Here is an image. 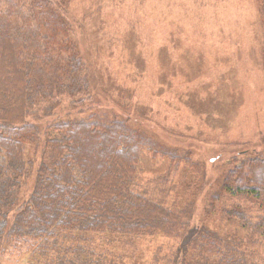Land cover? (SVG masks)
<instances>
[{
  "label": "trees",
  "instance_id": "16d2710c",
  "mask_svg": "<svg viewBox=\"0 0 264 264\" xmlns=\"http://www.w3.org/2000/svg\"><path fill=\"white\" fill-rule=\"evenodd\" d=\"M70 1L0 0V69L8 60L5 71L17 76L20 97L14 102L15 89L6 90L0 71V256L26 243L20 247L39 264H125L123 254L113 263L102 259L97 236L113 242L162 235L182 243V259L173 254L172 264H264L257 259L264 151L233 158L224 175L210 180L192 151L167 146L133 123L130 112L102 107L80 116L91 77L72 36ZM256 3L264 16V0ZM145 154L171 158L172 168L191 174L172 191L176 200L185 190L180 203L137 188ZM199 199L207 222L221 218L217 228L191 226ZM227 224L235 230L223 232Z\"/></svg>",
  "mask_w": 264,
  "mask_h": 264
},
{
  "label": "rangeland",
  "instance_id": "374dc122",
  "mask_svg": "<svg viewBox=\"0 0 264 264\" xmlns=\"http://www.w3.org/2000/svg\"><path fill=\"white\" fill-rule=\"evenodd\" d=\"M66 9L91 77L80 116L102 107L130 112L133 123L167 146L192 151L210 180L224 175L233 158L264 151V16L256 0H71ZM4 65L6 90L15 89L19 101L18 78L6 73L8 60ZM150 156L142 158L137 188L168 205L180 203L185 190L176 200L172 191L191 174L172 168L171 158ZM33 182L34 174L25 197ZM220 219L207 222L199 199L191 226L217 228ZM111 239L97 236L95 245L110 263L117 254L128 264H172L173 254L182 259L176 238ZM20 245L7 247L0 264H39ZM257 259H264V243Z\"/></svg>",
  "mask_w": 264,
  "mask_h": 264
},
{
  "label": "crops",
  "instance_id": "0c3cea01",
  "mask_svg": "<svg viewBox=\"0 0 264 264\" xmlns=\"http://www.w3.org/2000/svg\"><path fill=\"white\" fill-rule=\"evenodd\" d=\"M258 7V6H257Z\"/></svg>",
  "mask_w": 264,
  "mask_h": 264
}]
</instances>
